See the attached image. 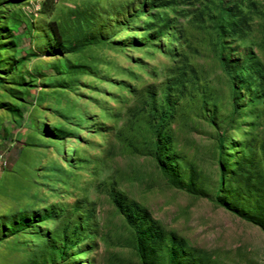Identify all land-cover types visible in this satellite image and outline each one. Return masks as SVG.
Listing matches in <instances>:
<instances>
[{
  "label": "rangeland",
  "instance_id": "374dc122",
  "mask_svg": "<svg viewBox=\"0 0 264 264\" xmlns=\"http://www.w3.org/2000/svg\"><path fill=\"white\" fill-rule=\"evenodd\" d=\"M0 154V264H264V0H0Z\"/></svg>",
  "mask_w": 264,
  "mask_h": 264
},
{
  "label": "trees",
  "instance_id": "16d2710c",
  "mask_svg": "<svg viewBox=\"0 0 264 264\" xmlns=\"http://www.w3.org/2000/svg\"><path fill=\"white\" fill-rule=\"evenodd\" d=\"M220 145V140L218 139ZM111 201L116 210L123 215L127 224L132 227L135 234V244L141 257L149 251L151 244L149 237L158 239L159 230L157 225L150 219L148 213L135 202L128 201L123 195L111 196ZM217 203H221L215 199Z\"/></svg>",
  "mask_w": 264,
  "mask_h": 264
},
{
  "label": "built area",
  "instance_id": "2783aa9c",
  "mask_svg": "<svg viewBox=\"0 0 264 264\" xmlns=\"http://www.w3.org/2000/svg\"><path fill=\"white\" fill-rule=\"evenodd\" d=\"M0 163H1L2 166H4V164H5V163H4V159H3V161H2V155H1V154H0Z\"/></svg>",
  "mask_w": 264,
  "mask_h": 264
}]
</instances>
